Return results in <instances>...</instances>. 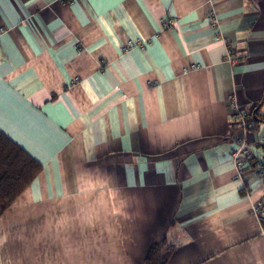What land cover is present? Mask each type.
Here are the masks:
<instances>
[{"label": "crops", "instance_id": "1", "mask_svg": "<svg viewBox=\"0 0 264 264\" xmlns=\"http://www.w3.org/2000/svg\"><path fill=\"white\" fill-rule=\"evenodd\" d=\"M262 100L264 0H0V133L41 165L0 264H264Z\"/></svg>", "mask_w": 264, "mask_h": 264}, {"label": "trees", "instance_id": "2", "mask_svg": "<svg viewBox=\"0 0 264 264\" xmlns=\"http://www.w3.org/2000/svg\"><path fill=\"white\" fill-rule=\"evenodd\" d=\"M40 172L38 162L0 133V216ZM169 253L165 245L152 246L145 263L166 264Z\"/></svg>", "mask_w": 264, "mask_h": 264}, {"label": "built area", "instance_id": "3", "mask_svg": "<svg viewBox=\"0 0 264 264\" xmlns=\"http://www.w3.org/2000/svg\"><path fill=\"white\" fill-rule=\"evenodd\" d=\"M213 11H210L208 14V21L211 22L212 26H216L217 23L215 21V18H213ZM166 25L170 26L172 25V20L167 19ZM134 42L129 40L126 45H124V50L133 47ZM230 64H235L237 62V57L232 54L231 52L226 53L225 58ZM188 70L192 69L191 67L187 68ZM235 102V101H234ZM233 104V110H234V116H237V119L242 123L241 129L242 135L237 136V144L234 148L232 153V160H233V166L235 167L237 171V176L240 178V176L243 175L244 171L253 168L255 169V173L257 177L260 179H264V159H261L258 156H255L252 154L248 148V144L246 143L244 133L245 131H248L247 123L244 119V116H242L240 110L237 109L236 105ZM251 214L256 218L258 221L259 231L262 236H264V193L261 194L258 200H255L252 202L251 205Z\"/></svg>", "mask_w": 264, "mask_h": 264}, {"label": "water", "instance_id": "4", "mask_svg": "<svg viewBox=\"0 0 264 264\" xmlns=\"http://www.w3.org/2000/svg\"><path fill=\"white\" fill-rule=\"evenodd\" d=\"M262 104H264V100H262V101L259 102V105H258L257 108L254 110V113H253V114H255L256 111L259 110V108L262 106ZM253 114H252V115H253ZM253 116H255V117H254L255 120H257L258 122L264 123V120H262V119L256 117V115H253Z\"/></svg>", "mask_w": 264, "mask_h": 264}]
</instances>
